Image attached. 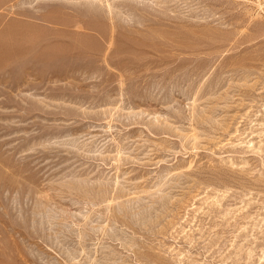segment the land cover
<instances>
[{
	"label": "rangeland",
	"instance_id": "rangeland-1",
	"mask_svg": "<svg viewBox=\"0 0 264 264\" xmlns=\"http://www.w3.org/2000/svg\"><path fill=\"white\" fill-rule=\"evenodd\" d=\"M0 264H264V0H0Z\"/></svg>",
	"mask_w": 264,
	"mask_h": 264
}]
</instances>
